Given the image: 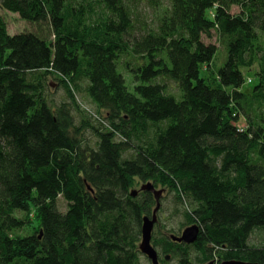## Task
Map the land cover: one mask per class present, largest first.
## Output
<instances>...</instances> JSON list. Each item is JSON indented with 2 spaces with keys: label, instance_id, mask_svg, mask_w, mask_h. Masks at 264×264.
<instances>
[{
  "label": "trees",
  "instance_id": "16d2710c",
  "mask_svg": "<svg viewBox=\"0 0 264 264\" xmlns=\"http://www.w3.org/2000/svg\"><path fill=\"white\" fill-rule=\"evenodd\" d=\"M0 8L35 28L11 34L0 13V264H143L154 199L130 194L136 177L177 192L185 224L200 228L190 244L153 237L161 255L264 262V0ZM214 31L227 49L216 70L218 46L203 40ZM255 66L243 91L242 68Z\"/></svg>",
  "mask_w": 264,
  "mask_h": 264
},
{
  "label": "rangeland",
  "instance_id": "374dc122",
  "mask_svg": "<svg viewBox=\"0 0 264 264\" xmlns=\"http://www.w3.org/2000/svg\"><path fill=\"white\" fill-rule=\"evenodd\" d=\"M139 5L140 6L142 5L144 7V8H140L142 10L140 13L141 18L143 19L142 13H144L145 17H147V18H145V21H147L148 25H151L150 24L151 21H150V17H149V14L152 11L151 8L146 3H144V1H140ZM231 12L232 13H238L239 12V6L236 4L232 5ZM0 13L4 17V19L7 23L8 32L11 34L18 33V32L25 31V30L35 29L32 24L23 20L18 13L11 12V11L4 9V8H0ZM203 40L206 43L207 42H213V43L217 44V46H218L217 52L215 54V59H214V61H215L214 68L216 70L217 68L222 66L224 64L225 60L227 59V49L225 46H223L222 43L219 42L217 34L215 33V31L212 32L211 37L203 36ZM127 58L131 59L134 57L127 56ZM139 60H142V59H139ZM132 61H135V60H132ZM256 69H257V66L252 67V68H242L243 75L245 77V82L241 86V89L243 91L250 92L253 90L254 86L257 84V79H256V75H255ZM203 70H204V67H203ZM201 74H203V71H201ZM249 78L251 79V81H248ZM168 83H169L170 89L173 92H176L177 87H176V84L174 83V81L170 80ZM50 89H52L51 97L55 101H57L56 103H58V102L60 103L61 101H65V99L67 98L65 90L63 89V87L59 86V84L58 85L57 84L51 85ZM76 93H77V97L80 100L84 101L85 103L92 105V107H93L94 104L91 103L89 98L84 93H82L80 91H77ZM54 100H53V103H54ZM76 117H77V120H79L80 116L77 112H76ZM239 123L245 124L246 123L245 119L244 118L241 119L239 121ZM88 138L91 140L93 137L88 134ZM147 181H150L153 183V181H151V180H146V179L143 180V179H139L136 177V178H134L132 184L130 185L129 190L139 189L141 184H144ZM153 184L156 188H159V189L165 188V193L161 197V201H160L161 206H159L158 210L156 211V218L158 217V220H156L157 224L154 223L151 239L153 240V237H155V238H161V239L168 238V240H171L168 237V235L170 233L179 234V233H181V231L185 227H187L190 224H185V222H184L183 211H182L183 208H182L181 204H179L178 198H177L179 194L175 191L170 190V188L166 185L164 186L160 183H157V184L153 183ZM155 205H156V203L154 201V204L150 207V212H151L150 217H152V211H153ZM61 206L63 207L64 203H61ZM28 229H30V226L24 227V229L23 230L21 229V231L23 233H28L29 232ZM257 237H258V233L254 232L251 235L250 239L253 242H257ZM173 242L177 243L175 241H173ZM181 244L182 243H179L178 245H181ZM177 249L178 248H176V250ZM212 259L213 258H211L209 260H212ZM215 259H216V257H215ZM208 261H205L202 264H206ZM142 262H143V264H150L149 260L145 256L142 257ZM163 264H177V258L176 257L172 258V256L170 255L169 258L167 259V262H165Z\"/></svg>",
  "mask_w": 264,
  "mask_h": 264
},
{
  "label": "water",
  "instance_id": "95a60500",
  "mask_svg": "<svg viewBox=\"0 0 264 264\" xmlns=\"http://www.w3.org/2000/svg\"><path fill=\"white\" fill-rule=\"evenodd\" d=\"M140 190H146L153 192L156 205L152 211V217L147 215L143 216L142 226H141V240L139 241L138 248L139 250L148 257L150 264H160L158 259L157 250L151 242L152 230L154 223L156 222V211L160 206V197L163 194V189L155 188L154 184L150 181L145 182L141 185ZM139 189H131L130 194L136 195ZM199 233V225L194 223L185 227L179 235L170 234V238L174 241L193 243L197 239ZM208 264H213L211 260ZM221 264H264V262L259 261H244L239 259H229L223 260Z\"/></svg>",
  "mask_w": 264,
  "mask_h": 264
},
{
  "label": "flooded vegetation",
  "instance_id": "af4514ba",
  "mask_svg": "<svg viewBox=\"0 0 264 264\" xmlns=\"http://www.w3.org/2000/svg\"><path fill=\"white\" fill-rule=\"evenodd\" d=\"M142 185V184H141ZM141 187V186H140ZM156 188V187H155ZM157 189H159V188H157ZM163 189V194L161 195V197L164 195V193H165V188H162ZM146 190H140V188H139V191H138V193L136 194V195H140L141 193H143V192H145ZM151 194H152V197H153V199H154V201H155V198H154V194H153V192H150ZM161 197H160V201H161ZM155 203H156V201H155ZM161 206V205H160ZM161 208V207H160ZM157 220H158V217H157ZM156 224H157V221L155 222ZM155 224V225H156ZM170 234H174V233H170ZM169 234V235H170ZM180 234V233H179ZM179 234H176V235H179ZM171 239V238H170ZM172 240V239H171ZM172 241H174V240H172ZM175 242H177V244H179V243H182V244H188V243H185V242H178V241H175ZM153 244V243H152ZM154 245V244H153ZM155 248H156V250H157V254H158V259H159V263L160 264H163V263H165L164 261H163V259H168L169 258V256L171 255H173L172 254V252H169V253H165V254H160L161 252H160V250H159V248L157 247V246H154ZM214 262H215V264H220L219 263V261H217V258L216 259H212ZM216 260V261H215Z\"/></svg>",
  "mask_w": 264,
  "mask_h": 264
},
{
  "label": "bare ground",
  "instance_id": "6f19581e",
  "mask_svg": "<svg viewBox=\"0 0 264 264\" xmlns=\"http://www.w3.org/2000/svg\"><path fill=\"white\" fill-rule=\"evenodd\" d=\"M199 231H200V228H199ZM198 235H199V233H198ZM198 235H197V237H198ZM168 237L170 238V235H168ZM140 240H141V238H140ZM196 241V240H195ZM194 241V242H195ZM211 257H213V259H215V255H213V256H211ZM239 260H244V259H239ZM208 261V260H207ZM211 260H209L206 264H208L209 262H210ZM217 261H218V259H217ZM244 261H251V260H244ZM222 262V261H221ZM221 262L219 261V263L221 264ZM213 264H215V262L213 261Z\"/></svg>",
  "mask_w": 264,
  "mask_h": 264
}]
</instances>
